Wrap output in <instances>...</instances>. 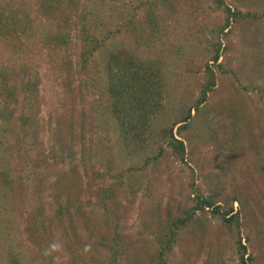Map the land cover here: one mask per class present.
<instances>
[{"label":"rangeland","instance_id":"obj_1","mask_svg":"<svg viewBox=\"0 0 264 264\" xmlns=\"http://www.w3.org/2000/svg\"><path fill=\"white\" fill-rule=\"evenodd\" d=\"M152 1L80 0L64 25L73 35L62 49V74L48 62L46 43L33 47L32 34L22 37L23 44L0 36V63L21 62L13 67V60L7 70L18 82V102L8 120L0 117V199L3 191L9 195V217L0 204V264H8L11 248L21 264H108L114 250L120 264H153L158 222L195 204L197 192L234 202L254 264H264V0H225L237 12L227 27L214 0H175L164 37L149 26L151 9L157 12L161 4ZM3 2L31 10L38 5ZM42 19L34 24L43 33L60 23L59 16ZM88 33L104 42L83 63ZM218 42L221 57L214 62ZM124 49L136 59L160 62L165 82L163 108L151 122L148 142L134 153L108 110L109 53ZM209 63L215 89L193 109L187 128L175 126L185 142L184 162L169 144V128L196 107ZM25 79L38 84L31 126L23 117L30 113ZM2 81L0 74V102ZM40 206L47 229L34 233L29 226ZM202 219L199 229L192 222L181 230L170 262L239 264V229H227L209 211Z\"/></svg>","mask_w":264,"mask_h":264},{"label":"trees","instance_id":"obj_2","mask_svg":"<svg viewBox=\"0 0 264 264\" xmlns=\"http://www.w3.org/2000/svg\"><path fill=\"white\" fill-rule=\"evenodd\" d=\"M79 1L80 0H38V5H35V7L32 6L33 10H31L25 3H22V6L18 7L15 2L6 4L3 0H0V36L4 35L5 37L10 36L19 39L21 44H23L22 37L27 34H32L34 39H36L32 41L34 44L33 47L39 44L37 42L46 43L49 47L50 59H48V62L52 64L53 68L60 70L57 72L58 74H62L63 67L61 66V62L65 60V56L62 55V49L70 44L73 35L70 30L64 31V25L69 22V18L73 17L72 15L76 14V7ZM174 2L175 0L152 1V5L156 6L161 3L159 4L160 10L157 9L156 12L155 9H151L152 16H148L147 19L149 26L153 28L154 36L164 37L162 32L166 26V16H168L169 13V6H174ZM214 2L217 8L222 9L226 13L225 25L226 27L229 26L231 19L236 16L237 12L225 0H214ZM64 13L65 16H63ZM56 16H59L60 23L57 27H53L45 33H43L45 30L40 29L41 26L34 24L36 19L41 20L45 17L49 20H54ZM48 25H50V23H48L47 26ZM38 31H41V33L38 34ZM93 34L94 33H88L84 37L83 49L81 52L83 63L87 62L90 57L99 50L104 42L102 39L93 36ZM37 35L38 37H36ZM221 45V42H218V44L215 43L216 51L213 55L214 62H218L221 57ZM25 53L28 55V51H25ZM128 55H131V57ZM134 57L135 54L124 49L111 51L108 60V69L110 73L109 92L111 94V103L109 104L108 110L117 119V124L120 126V134L130 153H134L138 149L143 148L148 142L151 122L163 108L165 93V82L162 77L163 74L161 73V63L157 61L159 65L156 61H147ZM13 60L14 59H4L0 63V74L3 77L1 90L3 98L0 102V117L5 120H8L10 118L9 115L13 112V103L18 102V82H12V79H9L7 75V70L11 67L8 66V64L10 65V62ZM14 63L15 64L12 65L13 67L17 66L16 63L21 66L19 58L14 60ZM210 64L211 63L208 65L209 79L202 87L196 107H189L188 112L180 117L181 120L179 121L182 123L178 125L179 122H175L172 127L169 128V144L184 162L186 160L187 150L184 140L178 137L175 126L177 125V128L181 131L187 128L190 119L194 115L192 113L193 109H196L206 102L210 92L215 89L217 75L215 70L211 67L212 64ZM22 90L30 97L26 100V102L31 104H29L27 108L30 113H25L23 117L27 125L31 126L34 125L33 121H35V118H31L30 114L34 112L37 107L39 96V93H37L38 84L32 79H25ZM160 154H162V152H160ZM157 158L158 156H155L151 159L155 160ZM1 196L2 199H0V204L4 207L5 211L7 210V217H9L7 209L9 205L8 202H6V198L9 195L6 197V193L3 191V195ZM194 198L196 203L191 207L176 215L171 213L165 223L163 220L158 222L159 226L161 225L155 232L158 254L155 257L153 256V264H172L170 262V252H172V250L174 251L181 230L185 229L192 222H196L194 224V229L196 230L197 227L199 229L203 221L202 215L208 211L211 212L215 218H219L227 229L231 231H235V227L239 229V238L237 239L238 248L240 250L239 264H254V257L252 253H250L249 247L243 240V237L240 235L242 215L241 211L235 207L234 202L231 201L229 204H222L214 196L201 194L199 192L195 193ZM234 199L237 200L236 198ZM59 206L62 211L61 203ZM46 219L47 217L44 209L40 206L38 208V213L33 215L29 226L31 231L40 233L47 229ZM9 252L8 264H21L20 256L14 255L13 252L15 251L12 248ZM119 254L120 251L114 250L112 256H108V264H120L118 261ZM75 264H81V262L78 261V263ZM89 264L106 263L103 259L102 262L101 260H96L91 261Z\"/></svg>","mask_w":264,"mask_h":264}]
</instances>
